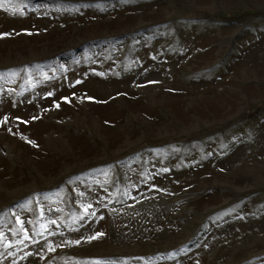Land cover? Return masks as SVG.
Listing matches in <instances>:
<instances>
[{"label": "rangeland", "instance_id": "374dc122", "mask_svg": "<svg viewBox=\"0 0 264 264\" xmlns=\"http://www.w3.org/2000/svg\"><path fill=\"white\" fill-rule=\"evenodd\" d=\"M97 261L264 264V0H0V264Z\"/></svg>", "mask_w": 264, "mask_h": 264}, {"label": "snow or ice", "instance_id": "6c2138e0", "mask_svg": "<svg viewBox=\"0 0 264 264\" xmlns=\"http://www.w3.org/2000/svg\"><path fill=\"white\" fill-rule=\"evenodd\" d=\"M77 83H79V81H77ZM48 95L51 96L52 93H48ZM63 99H64L65 101L68 100L67 97H63ZM89 99H91V98H89ZM54 103H55V106H56V107H59V103H56V102H54ZM7 119H8V118L5 117V118H4V122H7ZM17 119H19V118H17ZM33 119H36V117H33ZM25 123H26V121H25ZM9 130H10V129H9ZM91 208H92V205H91V204H87V205L84 206V213H85V215H95L94 212H90V209H91ZM102 235H103V233H101V232H96L94 235L89 236V237H86V239H87V240H92V239H96V238H98V237H100V236H102ZM80 242H81V241H80L79 239H77V240H75V241H70L69 243H76V244H79ZM50 250H52V249L50 248ZM96 264H105V262L97 261Z\"/></svg>", "mask_w": 264, "mask_h": 264}, {"label": "trees", "instance_id": "16d2710c", "mask_svg": "<svg viewBox=\"0 0 264 264\" xmlns=\"http://www.w3.org/2000/svg\"><path fill=\"white\" fill-rule=\"evenodd\" d=\"M241 18H244V16H242Z\"/></svg>", "mask_w": 264, "mask_h": 264}]
</instances>
